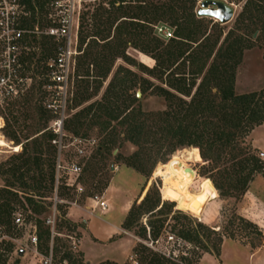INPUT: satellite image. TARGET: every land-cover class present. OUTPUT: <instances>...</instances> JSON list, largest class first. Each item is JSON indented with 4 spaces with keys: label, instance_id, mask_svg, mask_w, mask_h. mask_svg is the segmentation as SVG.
Wrapping results in <instances>:
<instances>
[{
    "label": "trees",
    "instance_id": "trees-1",
    "mask_svg": "<svg viewBox=\"0 0 264 264\" xmlns=\"http://www.w3.org/2000/svg\"><path fill=\"white\" fill-rule=\"evenodd\" d=\"M54 1L15 0L18 6L15 15L18 28L26 31L22 39L23 47L29 48L28 52L22 51L21 62L26 72L31 71L34 75L41 77L37 82V88L42 94L39 111L41 118L46 115L51 119L52 116L44 109L45 92L42 87L46 73L45 63L54 56L56 43L51 38L38 36L33 32L35 28L43 32L44 30L41 29L45 23L47 27L50 26L51 21L48 17L51 14L50 9L47 10V8L49 4L51 8ZM163 1L158 0L154 3L149 0H108L104 3L106 7L101 4V7L92 15L91 23L88 20H81L78 45L82 54L76 60L75 80L89 77L88 67L92 65H95L98 70L99 74L96 76L98 79L107 77L116 59H127L124 48L129 41L133 40L142 53L152 55L156 64L155 72L164 70V67L168 65L175 66L178 61L180 64L183 62L193 64L197 60H202L204 65H207L212 59L208 69L210 79L205 77L202 80L190 102L183 101L162 88H156L158 92L156 95L168 102V110L162 113H146L142 110L136 94L130 93L135 86L133 73L123 67H118L101 100L88 104L80 112L67 118L64 122V131L71 133L74 137H77L79 130L85 126L87 130L96 126L102 132L108 131L106 138L97 148V152L101 153V151H109V146L116 143L119 135H117L116 127L123 128L122 140L137 148L138 152L131 158L123 160L122 163L139 174H144L147 165L155 163L164 143L170 147L171 154L179 147L199 148L201 158L211 164L221 161L228 151L231 153L233 162L229 168L221 171L222 182L215 185V188L219 191L221 198L243 196L262 169L260 161L253 154L251 147L246 145L245 140L256 127L264 124V89L243 95L234 93L235 70L239 65L243 50L252 47L250 38L236 34L235 30L241 26L244 29H248L249 26L256 27L258 24L260 27L255 28L258 34L254 41L259 43L264 41V19L259 18L260 15L264 17V0L246 2L243 13L235 23V28L228 32L216 52H214L216 41L209 44V38L205 35L198 37L204 25L201 19L195 18L193 12L198 0ZM123 18L130 21H120ZM165 18L172 27L176 28L174 37L178 40H171V43L162 49L163 43L152 36L153 30L150 25ZM119 21L120 24L129 26L131 30L126 29L127 27H120L118 24L114 30L115 34L110 37L112 28ZM89 38L91 39L86 44ZM193 45H195L194 51L191 50ZM35 49L40 50L37 58ZM81 68L83 76L79 74ZM31 77L34 81L33 76ZM219 79L223 80L224 84H219ZM173 81L178 83L171 82L169 84L171 89L180 94L186 91L190 95L185 89L184 79ZM78 83L80 84L77 86L79 92L76 100L80 105L86 103L93 94H88L89 80L83 79ZM210 83L214 85L212 87L215 89L214 95L218 93L220 96L218 104L214 103L213 98L207 100L203 98ZM33 87L31 85L20 100L28 103L29 99L26 98L29 97ZM96 89L94 94L98 92L99 87ZM140 94L142 97L144 90H141ZM196 108H201L199 113L196 112ZM113 123L116 124L112 126ZM35 135L36 137L30 141L31 149L24 146L20 154L15 155L9 162L0 164V178L4 183L3 188L0 189V228L5 234L11 235L16 228L14 225L16 210L29 212L39 217L44 212V208L35 198L43 199L48 192L54 194L57 150L51 142L55 139V135L49 128L39 130ZM147 144H150V147H146ZM115 160H122V158L116 155ZM171 161L165 166L159 165L155 172L159 175L167 174L170 177L167 192L173 197L179 196L180 200L182 186L184 183L189 184V180L186 174L185 176L175 174L171 168ZM217 170H219L218 167L213 169V171ZM159 175L156 178H159ZM213 190L216 192L214 187ZM145 192L146 190L142 196ZM151 194L152 189L150 188L141 203L131 207L122 225V228L127 230L139 221L141 215L147 214L146 225L140 227V233L145 239L146 227L152 239L159 238L163 230V220L154 222L149 220L154 214V217L163 216L162 210L165 208V204L160 205V199L153 200ZM163 198L179 203V200L167 195ZM45 219L43 221L36 219V222L44 225ZM234 219L245 229H251L256 235L262 237V232L252 222L240 216H235ZM172 232L177 238L195 249L211 253V249L202 242L200 236L201 232L215 234L216 232L210 228L202 224L191 228L177 221ZM207 234L204 236L208 237ZM40 237L44 238L47 243L55 240L54 237L51 238L48 228ZM219 248V245L214 247L215 255L219 254ZM143 249L148 252V256L141 259L143 264H173L148 248L143 247ZM9 250L10 247L4 249L6 252ZM63 259L70 260V256L65 254ZM181 260H184L183 257ZM18 263L19 261L15 260L13 264ZM136 263L140 264L137 260ZM0 264H5L2 254H0Z\"/></svg>",
    "mask_w": 264,
    "mask_h": 264
},
{
    "label": "rangeland",
    "instance_id": "rangeland-1",
    "mask_svg": "<svg viewBox=\"0 0 264 264\" xmlns=\"http://www.w3.org/2000/svg\"><path fill=\"white\" fill-rule=\"evenodd\" d=\"M149 1L157 3L158 0ZM202 1L203 0L197 1L193 11L195 18L201 19L204 24L198 37L205 35V37L209 38V44L216 41L217 45L214 49V52H216L223 43L228 32L235 28V23L243 13L245 4L248 0H217L225 2L234 9L232 20L225 25H221L214 19L197 17V11L200 9ZM107 2L108 0H83L80 7L78 9L76 8L77 11H75L74 15L78 24L81 20H88V22L91 23L90 20L95 11L101 7V4L106 7L104 3ZM52 5L50 8L49 4L47 8V10L50 9L49 12L51 15L54 11ZM259 18L261 20L264 19L262 15H260ZM48 19H50V15ZM120 21L127 22L130 20L123 18ZM120 21L112 28L110 37H113L115 34L114 30L118 24L120 27H127L126 29H130L129 26L122 23L120 24ZM46 24L47 23H45L41 30L47 28ZM188 27L193 28L192 26ZM256 27L259 28L260 25L258 26L257 24ZM256 27L249 26L248 29H244L241 26V29L235 30L236 34L246 35V37L250 38L252 44L251 49L243 50L241 60L235 70L234 93L236 95L258 92L264 89V41L260 43L254 41L258 34L255 32ZM150 28L153 30L152 36L163 43L162 49L169 45L171 40H178L174 37L176 28L172 27L166 18L162 19L160 22L153 23V25H150ZM157 28L165 29L168 34L167 37L160 36ZM90 39L91 38L86 41V44ZM133 41H129L124 48V54L127 59H116L107 77L98 79L96 77L99 74L98 70L95 65H92L88 67L89 77H81L77 80H73L72 88L70 89V99L66 104V115L68 118L80 112L88 104L101 100L108 83L118 67H123L133 73V84L135 86L130 92L132 95L144 90V94L142 97L140 96L139 100L142 110L146 113H162L168 110V102L163 97L156 95L158 93L156 88H162L181 100L190 102L202 80L205 77L208 80L210 79L208 77V69L212 59L208 61L207 65H204L202 60H197L193 64L184 62L180 64V61H178L175 66L168 65L164 67V70L155 72L156 64L152 59V55L142 53L140 47H136V43L134 44ZM194 47L195 45L192 46L191 50H193ZM34 52L37 54V58L40 50L35 49ZM159 72H161V74ZM79 74L83 76L84 73L82 68L79 70ZM29 76H33L34 78L32 83V86H34L32 88L33 90L30 92L29 97L26 98L29 99V102L25 103L23 100H19L0 108V118H2L3 121L2 126L0 124V136L9 144L10 148L19 147L20 149L18 153H14L12 149L0 150V164L9 162L15 155L20 154L24 146H28V148L31 149L30 141L36 137V132L45 130L51 126L52 119L45 114L44 118H41V113L39 111L41 108L40 102L42 94L37 88V82L41 77H39V75H34L31 71L29 72ZM83 79L89 80L88 94L93 95H91L86 103H81L82 105H79L76 100L77 93L79 92L77 86L80 84L78 82ZM179 79L185 80V89L190 95H188L186 91L180 94L169 87L171 82L178 83L173 80ZM221 83L224 84L223 80L219 81V84ZM182 86L184 87V84ZM213 86V83L208 84L203 98H206L205 100L213 98L212 100H214V103L218 104L220 96L218 93L214 95L215 89H212ZM98 87V92L94 94ZM200 110L201 108H196L197 113H199ZM115 124L116 123H113L112 126ZM116 130L117 135L119 134L116 143L109 146V151H101V153L97 152V148L106 138L108 131L102 132L100 128L96 126L87 130L85 126L79 130V135L77 137L64 131L65 137L62 142L64 149L61 150V159L64 163L72 162L81 166L82 171L78 179V184L83 188V193L81 195H76L73 189L66 186L64 180V178H67L65 176L67 175L66 171L60 173L62 178H60L57 196L66 203L57 206L58 214L56 216L54 228L56 236H54L55 240H52L50 243H47L44 238L41 239L40 236H42L47 227L45 224H38L36 219L43 221L50 215L52 203L49 199L52 198L53 193H46L43 199L35 198V200L41 202L40 205L44 208V212L39 217L29 212L24 213L20 210H16L14 215L20 214L23 223L20 227H16L11 235L6 234V239L0 243V254L3 255L5 264H13L15 260L19 261L18 264H38L40 257L35 255V248L32 247L30 243V238L34 234L38 239L37 251L41 256H46L52 247L53 264H86L88 261L90 262L88 264H135L136 260L138 263L143 264L141 259L148 256V252L143 249V247L146 246L142 243L147 240V234L145 239L140 233V227L146 225V220L148 218L147 214L141 215L137 223L129 229L124 230V232L128 234L126 237L131 241V249L129 255H125L121 262L116 263L109 260L104 261L100 256L101 252L98 251L95 242L89 240L85 234L83 225L84 217L78 210H75L74 214H70V208L74 205L67 204L76 203L81 207H91L92 203L90 199L96 195L103 196L106 192L112 181L115 167L120 165L125 166L122 161L131 158L133 154L138 152L137 148L122 140L124 129L116 127ZM76 138L82 141L81 147L84 150V155L81 157H77L76 146L73 145V140ZM245 142L247 146L251 147L253 154H255L260 161L262 169L255 176V179L249 185L247 192L243 196L221 198L219 191L215 188V185H219L222 182L221 171L224 168H229L233 162L231 160V153L228 151L216 165L203 160L199 148L179 147L171 154L169 151L170 147L167 146V143H164L155 163L147 165L144 174H139L131 169L133 172L140 175L143 180L139 191L144 192L146 190V195L151 188V198L153 200L160 199V205L163 203L165 204V208L162 210L164 213L163 216L154 217V214L149 218L152 222L163 220V230L160 236L163 240V242H161L162 248L166 247L164 238L167 234L173 233V227L176 226L177 221L191 228H195L197 224H202L206 228H210L212 231L216 232L215 234H207L206 232L200 233L202 242L209 246L211 253H205L200 249L191 251L186 257H183L184 260L181 261L182 264H264V159L258 156V154L264 153V124L256 127L246 138ZM146 147H150V144H147ZM57 155L58 151L56 153V158ZM116 155L121 156L122 160H115ZM170 161L171 168L174 170L175 174L184 176L186 174L189 180V184L184 183L182 186L180 200L179 196L173 197L167 192L169 190L170 177L167 174L159 175V173L155 172L159 165L165 166ZM216 167H218L219 170L213 171ZM112 168L114 169L112 170ZM187 169L193 170L194 174L189 175L186 173ZM157 175H159V178H156ZM124 182L122 186H124L125 189L128 187L127 190L129 192V186L125 184L131 185L132 181L126 179ZM3 186L4 183L0 178V189L3 188ZM212 186L216 190L218 198ZM27 193L31 194L29 192ZM122 194L123 192L121 190L112 189L108 191L106 199L111 208L119 204ZM142 194L138 204H140L145 197V195L142 196ZM165 195L170 198H175L177 201L179 200V203L165 200L163 198ZM20 197L23 198V195L20 194ZM215 198L217 199L213 200ZM21 201L24 202L23 199H21ZM138 204L134 203L133 205ZM235 216L243 217L255 224L262 232V237L256 235L251 229H245L241 223L234 219ZM176 218L178 220H176ZM204 234L209 236L206 237ZM138 240H140V242ZM218 245L220 246L219 254L215 255L213 253L214 247H218ZM6 247H10L9 252L4 251ZM148 250L150 249L148 248ZM20 251L23 252L22 256H19ZM65 254L70 256V260H62Z\"/></svg>",
    "mask_w": 264,
    "mask_h": 264
},
{
    "label": "built area",
    "instance_id": "built-area-1",
    "mask_svg": "<svg viewBox=\"0 0 264 264\" xmlns=\"http://www.w3.org/2000/svg\"><path fill=\"white\" fill-rule=\"evenodd\" d=\"M83 0H55L53 3V14L50 15V26L43 32L35 28L36 35H43L51 38L56 43L55 54L45 63L46 73L44 85L42 87L45 92L44 109L52 116L51 126L49 130L55 135V139L51 142L58 151L55 165V189L54 194L49 201L52 203L50 215L45 219V226L49 229L51 238L56 236L54 232L56 216L58 214L57 206L62 201L57 196V189L60 184V173L66 171V186L73 189L76 195L83 193V188L78 184V179L82 168L77 163H64L61 159V150L64 149L62 142L65 137L64 122L68 118L66 115V104L69 101L72 82L75 79V69L77 57L82 54L78 45L79 24L75 18L76 8L80 7ZM18 6L15 0H0V108L11 103L19 101L30 89L33 79L24 69L21 62L22 51H29V48L23 47L22 39L26 31L18 28L15 15ZM160 36H166L167 32L163 28H157ZM1 122L2 118H0ZM76 146L77 157L84 155L82 149V141L73 140ZM264 159V153L258 154ZM92 206L89 210L99 211L103 213L108 211L107 202L102 196L96 195L91 199ZM76 205V203H67ZM22 217L20 214L14 215V225L20 227L22 225ZM147 240L142 242L147 248L172 263L182 264V257H186L191 251L197 250L190 244L177 238L173 234H167L164 238L166 247L162 248V237L152 239L150 231L146 227ZM6 234L0 228V243L6 239ZM140 242V240H138ZM31 246L35 248V255L40 257L38 264H53L52 247L46 256H41L37 251V236L34 234L30 238ZM135 264L136 261H135Z\"/></svg>",
    "mask_w": 264,
    "mask_h": 264
},
{
    "label": "crops",
    "instance_id": "crops-1",
    "mask_svg": "<svg viewBox=\"0 0 264 264\" xmlns=\"http://www.w3.org/2000/svg\"><path fill=\"white\" fill-rule=\"evenodd\" d=\"M114 168H112L113 170ZM129 179L132 181L129 186L130 191L122 186L124 181ZM143 180L140 175L133 172L131 169L125 166L115 167V172L112 177V181L109 184L106 192L102 196L107 202L108 211L100 213L97 210H89L88 206L81 207L79 205L72 206L70 208V214H74L75 210L80 211L83 218L84 231L89 240L95 242L98 247V251L101 252V257L105 260L113 262H121L125 255H129L131 249V241L126 237L122 225L124 220L134 203L140 202V196L143 191L141 189V184ZM121 190L123 194L121 195L119 204H116L112 208L108 204L107 193L108 191ZM144 190V189H143ZM140 192V193H139ZM76 208V209H74ZM124 235V236H122ZM90 263L89 261L86 264Z\"/></svg>",
    "mask_w": 264,
    "mask_h": 264
},
{
    "label": "water",
    "instance_id": "water-1",
    "mask_svg": "<svg viewBox=\"0 0 264 264\" xmlns=\"http://www.w3.org/2000/svg\"><path fill=\"white\" fill-rule=\"evenodd\" d=\"M234 15V9L228 6L223 1L217 0H203L200 4V9L197 11V17H207L216 20L221 25L229 23ZM141 94L137 93L136 97L140 98ZM23 252H19V256H22Z\"/></svg>",
    "mask_w": 264,
    "mask_h": 264
},
{
    "label": "bare ground",
    "instance_id": "bare-ground-1",
    "mask_svg": "<svg viewBox=\"0 0 264 264\" xmlns=\"http://www.w3.org/2000/svg\"><path fill=\"white\" fill-rule=\"evenodd\" d=\"M1 124H2V122H1ZM5 149H8V150L12 149L14 153H18L20 150L19 147L10 148L9 144L4 140V138L0 136V150H5ZM186 173H188L189 175H193L194 171L191 169H187Z\"/></svg>",
    "mask_w": 264,
    "mask_h": 264
}]
</instances>
